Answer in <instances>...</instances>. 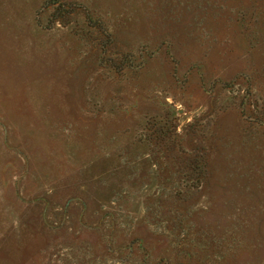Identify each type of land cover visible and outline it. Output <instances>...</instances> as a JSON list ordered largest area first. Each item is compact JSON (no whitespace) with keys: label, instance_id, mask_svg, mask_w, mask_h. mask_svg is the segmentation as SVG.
Wrapping results in <instances>:
<instances>
[{"label":"rangeland","instance_id":"374dc122","mask_svg":"<svg viewBox=\"0 0 264 264\" xmlns=\"http://www.w3.org/2000/svg\"><path fill=\"white\" fill-rule=\"evenodd\" d=\"M0 264H264V0H0Z\"/></svg>","mask_w":264,"mask_h":264},{"label":"trees","instance_id":"16d2710c","mask_svg":"<svg viewBox=\"0 0 264 264\" xmlns=\"http://www.w3.org/2000/svg\"><path fill=\"white\" fill-rule=\"evenodd\" d=\"M143 129V136L146 140L153 141L154 143L162 142L164 145L165 140L169 142L174 139L175 117L174 115L170 117L166 115L160 116L158 119L153 118L146 123ZM186 171L192 174V178L195 181L187 187L195 189L199 185L198 183H200L201 177L206 178L209 174L208 161L203 160L202 157L192 158L189 160V166L186 167Z\"/></svg>","mask_w":264,"mask_h":264}]
</instances>
